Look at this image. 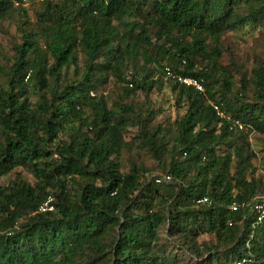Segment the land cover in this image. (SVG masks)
Listing matches in <instances>:
<instances>
[{
    "label": "trees",
    "instance_id": "trees-1",
    "mask_svg": "<svg viewBox=\"0 0 264 264\" xmlns=\"http://www.w3.org/2000/svg\"><path fill=\"white\" fill-rule=\"evenodd\" d=\"M16 1L0 0L19 32L0 61V264H264V47L249 66L222 40L264 33V0ZM164 88L184 112L159 121ZM135 148L171 180L126 162Z\"/></svg>",
    "mask_w": 264,
    "mask_h": 264
},
{
    "label": "rangeland",
    "instance_id": "rangeland-1",
    "mask_svg": "<svg viewBox=\"0 0 264 264\" xmlns=\"http://www.w3.org/2000/svg\"><path fill=\"white\" fill-rule=\"evenodd\" d=\"M19 32L17 31L16 23L12 20L4 21L2 24V27L0 29V61L2 63H5L8 57H11L12 55V45L18 38ZM223 43L225 47H228L233 51V53L240 56L243 60L247 62V65L250 66L251 60H252V53L256 51H260L264 47V33H259L258 31L255 33H248V34H240L233 31L227 32L223 36ZM119 91V86L114 83H109L104 87L103 92L105 94L111 95V96H117ZM35 97V96H34ZM151 97L154 101H157L162 108L163 111L158 114V120L159 121H167V120H173L176 117H179L183 114L184 109L178 108L173 103L172 94L169 91L168 88H164L163 90H154L151 93ZM144 97L138 96L137 99H143ZM251 140L258 141V143L263 144L264 141L262 138L256 134H251ZM145 151L133 149L131 152L126 153V162H128L130 159H136L137 154L140 158V162H144V165H146L150 170L145 173L147 178H151L153 176H163L164 174H161L160 171L156 169V166L154 165V162L151 159V156L149 154H145ZM138 161V162H139ZM256 165H258V172L259 174L264 172V167L262 165H259L258 159L255 161ZM23 172L24 175L29 180H32V175L29 171L24 169H19ZM9 179V176L0 178V184L6 183ZM171 180V177H170ZM204 240H208L210 236L208 234H204L201 237Z\"/></svg>",
    "mask_w": 264,
    "mask_h": 264
},
{
    "label": "built area",
    "instance_id": "built-area-1",
    "mask_svg": "<svg viewBox=\"0 0 264 264\" xmlns=\"http://www.w3.org/2000/svg\"><path fill=\"white\" fill-rule=\"evenodd\" d=\"M39 2H43L46 0H37ZM21 0H17L15 2L16 5H19ZM166 76L171 77L173 80L178 81L180 83L186 84L188 86H192L196 88L197 90L203 92L204 91V85H203V80L201 78H197L194 76H183L180 74H176L169 66L165 68ZM214 110L216 111L217 115L223 119H225L228 123L230 128H234L237 130H244L246 127L244 123L238 119L232 117L230 114H228L225 110H223L220 105L214 101L211 102ZM170 180V176H159L156 178L157 182L161 181H168ZM54 197L52 195H49L48 198L43 202L39 209L41 211H47V210H53L54 205L52 204ZM208 198L204 197L198 200V202H204L207 201ZM246 206L245 202H240V201H234L232 202L229 207L232 211H237L243 207ZM254 209L257 211L258 216H257V222H261L264 220V199L258 200L254 203ZM172 264V263H169ZM233 264H244V260H239L236 261Z\"/></svg>",
    "mask_w": 264,
    "mask_h": 264
}]
</instances>
